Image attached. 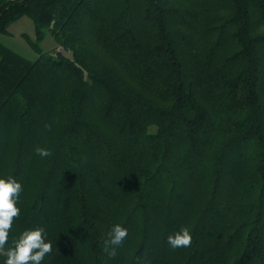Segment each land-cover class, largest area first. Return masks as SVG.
Returning <instances> with one entry per match:
<instances>
[{
    "label": "trees",
    "instance_id": "obj_1",
    "mask_svg": "<svg viewBox=\"0 0 264 264\" xmlns=\"http://www.w3.org/2000/svg\"><path fill=\"white\" fill-rule=\"evenodd\" d=\"M21 17L37 58L0 42V178L23 188L4 251L43 228L42 264H264V0H0V34Z\"/></svg>",
    "mask_w": 264,
    "mask_h": 264
},
{
    "label": "clouds",
    "instance_id": "obj_2",
    "mask_svg": "<svg viewBox=\"0 0 264 264\" xmlns=\"http://www.w3.org/2000/svg\"><path fill=\"white\" fill-rule=\"evenodd\" d=\"M36 153L41 157L51 155L48 149L40 147L36 149ZM22 191V185L14 178H0V255L6 257L4 264H42L45 256L52 252V243L46 242L43 228L25 230L13 242V247L4 251L13 222L20 215L17 204ZM127 236L126 228L120 224L114 225L110 231V238L105 243L104 251L110 257H115L116 248L122 245ZM167 242L173 250L189 247L192 236L189 229L183 227L176 234L170 235Z\"/></svg>",
    "mask_w": 264,
    "mask_h": 264
},
{
    "label": "rangeland",
    "instance_id": "obj_3",
    "mask_svg": "<svg viewBox=\"0 0 264 264\" xmlns=\"http://www.w3.org/2000/svg\"><path fill=\"white\" fill-rule=\"evenodd\" d=\"M207 15L209 17L217 16L215 12H210ZM254 30L257 34H264V23L257 22ZM27 39H34L33 23L28 17H21L17 19L7 27L6 33L0 34V42L2 44L24 58L34 61L37 58V55L28 45ZM41 47L44 51L48 52L55 49V44L50 36H46L41 43Z\"/></svg>",
    "mask_w": 264,
    "mask_h": 264
}]
</instances>
